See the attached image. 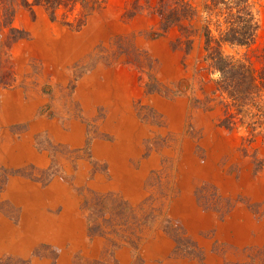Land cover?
<instances>
[{
    "label": "rangeland",
    "instance_id": "374dc122",
    "mask_svg": "<svg viewBox=\"0 0 264 264\" xmlns=\"http://www.w3.org/2000/svg\"><path fill=\"white\" fill-rule=\"evenodd\" d=\"M20 8L0 88V264H264V139L221 125L217 74L159 7ZM200 10L202 0H191ZM260 29L264 0H251ZM84 11V10H83Z\"/></svg>",
    "mask_w": 264,
    "mask_h": 264
},
{
    "label": "trees",
    "instance_id": "16d2710c",
    "mask_svg": "<svg viewBox=\"0 0 264 264\" xmlns=\"http://www.w3.org/2000/svg\"><path fill=\"white\" fill-rule=\"evenodd\" d=\"M102 0H0V88L12 86L16 81L12 50L27 37V32L15 24L17 11L24 7L43 6L57 18L60 9L64 17L73 14L81 6L75 19L82 23L88 13L101 5ZM200 10L191 0H177L174 7L162 1L159 13L162 28L178 26L186 39V49L192 48L196 30L184 21L203 15L201 34L203 62L206 68L217 74L216 87L221 95L223 116L221 125L229 130L244 128L248 141L258 135L264 139V47L256 67L251 54L260 29L252 9L251 0H202ZM84 10V11H83Z\"/></svg>",
    "mask_w": 264,
    "mask_h": 264
}]
</instances>
